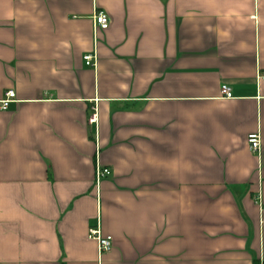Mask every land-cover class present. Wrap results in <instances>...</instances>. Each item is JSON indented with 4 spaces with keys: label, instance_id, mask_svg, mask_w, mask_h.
<instances>
[{
    "label": "crops",
    "instance_id": "obj_1",
    "mask_svg": "<svg viewBox=\"0 0 264 264\" xmlns=\"http://www.w3.org/2000/svg\"><path fill=\"white\" fill-rule=\"evenodd\" d=\"M263 73L264 0H0V264H264Z\"/></svg>",
    "mask_w": 264,
    "mask_h": 264
},
{
    "label": "built area",
    "instance_id": "obj_2",
    "mask_svg": "<svg viewBox=\"0 0 264 264\" xmlns=\"http://www.w3.org/2000/svg\"><path fill=\"white\" fill-rule=\"evenodd\" d=\"M94 22H95L96 31L97 30L105 31L109 28L110 25V19L103 12H98L95 15ZM95 60H96V56L94 55H87L84 57V62L87 67H96ZM258 79L264 80V73L259 74ZM221 95L225 99H232L233 95L231 88L229 86L223 85L221 87ZM15 97L16 94L13 91L7 92L5 95V99L1 102V107H0L1 110L6 111L9 108V105L14 101ZM247 144L251 152L259 153L261 151V138L258 134L249 136L247 139ZM109 175H110V171L108 169H102L100 167H97L96 170L97 184L102 178L107 177ZM88 239L97 242L100 253H107L112 248V238L109 236L104 237L102 235L99 225L89 230Z\"/></svg>",
    "mask_w": 264,
    "mask_h": 264
}]
</instances>
